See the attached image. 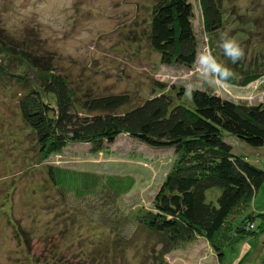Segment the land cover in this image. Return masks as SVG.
Returning <instances> with one entry per match:
<instances>
[{
  "label": "rangeland",
  "instance_id": "obj_1",
  "mask_svg": "<svg viewBox=\"0 0 264 264\" xmlns=\"http://www.w3.org/2000/svg\"><path fill=\"white\" fill-rule=\"evenodd\" d=\"M155 1L0 0V42L11 54L51 62L81 93H129L138 103L151 96L155 81L160 80L185 85L186 95L199 86L235 101H264V77L247 86L221 83L218 78L205 82L200 62L194 69L162 64L147 36ZM192 2L201 55L209 52L206 43L211 34L201 0ZM223 6L225 23L216 45L241 81L253 68L264 70V26L257 28L254 23L255 17L264 18V0H225ZM222 34L237 42L242 58L233 62L224 55ZM3 56L0 53V68L4 62L13 68L23 64L16 57ZM18 72L21 76L14 75L18 80L25 75L37 78L30 67ZM18 83L11 84L0 73V264H264L260 215L264 213V183L250 203L230 218L245 226L255 221L254 235L234 242L237 233H233L231 238L217 239L218 248L198 235L165 253L162 238L144 232L135 215L139 209L152 207L174 151L150 147L128 134L98 152L86 143L71 144L47 160L80 171L133 176L134 187L116 197L113 207L104 206L103 198L58 199V191L46 180V161L38 163L41 156L34 135L20 116ZM226 140L235 153L264 169V146L249 145L230 134ZM219 194V188L211 189L207 199L215 202ZM106 214L109 224L104 222ZM116 215L123 222V231L117 233L110 227Z\"/></svg>",
  "mask_w": 264,
  "mask_h": 264
},
{
  "label": "trees",
  "instance_id": "obj_2",
  "mask_svg": "<svg viewBox=\"0 0 264 264\" xmlns=\"http://www.w3.org/2000/svg\"><path fill=\"white\" fill-rule=\"evenodd\" d=\"M201 2L204 23L211 34L206 43L209 52L230 70L216 45L225 23V0ZM194 18L192 0L154 2L147 36L162 64L187 69L200 65V39ZM263 19L254 18L257 28L264 26ZM25 44L30 46V40L25 39ZM0 53L23 63L13 68L10 62H4L0 73L11 84L19 82L20 116L34 135L41 156L38 163L46 161V180L58 191V199L84 202L86 198H103L104 206L113 207L116 197L134 187L133 176L80 171L47 160L71 144L86 143L93 152H98L120 135L128 134L150 147L174 151V160L153 198L152 207L139 209L135 215L144 232L162 238L165 253L198 235L218 248L216 240L222 237L231 238L237 233L236 242L242 236L256 233L255 221L245 226L230 218L240 206L249 204L260 189L264 169L245 155L235 153L226 138L230 134L249 145L264 146V101L257 104L235 101L199 86L186 95L185 85L156 80L151 96L135 103L129 93H81L63 72L50 66L51 62L33 56L25 58L18 52L11 54L2 42ZM27 67L37 78L32 79L31 75L28 78L25 75L22 80L14 78L16 73L21 76L18 71ZM259 69L246 72L241 81L231 70V76L218 80L247 86L264 77V70ZM214 188L220 190L215 202L207 199V192ZM260 215L264 229V213ZM106 216L104 222L109 224L110 216ZM115 220L110 227L116 233L123 231L118 215ZM227 227H230L227 234L221 233Z\"/></svg>",
  "mask_w": 264,
  "mask_h": 264
},
{
  "label": "clouds",
  "instance_id": "obj_3",
  "mask_svg": "<svg viewBox=\"0 0 264 264\" xmlns=\"http://www.w3.org/2000/svg\"><path fill=\"white\" fill-rule=\"evenodd\" d=\"M221 40L223 41L220 47L223 49L224 55L230 60L235 62L242 58L243 52L234 39L227 38L226 34H222ZM203 72L206 74L204 81L214 78L227 79L231 76L229 69L219 64L211 52L202 53L199 57ZM189 90V94H190Z\"/></svg>",
  "mask_w": 264,
  "mask_h": 264
}]
</instances>
